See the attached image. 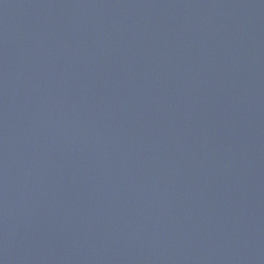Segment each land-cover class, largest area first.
Segmentation results:
<instances>
[{"label":"water","instance_id":"95a60500","mask_svg":"<svg viewBox=\"0 0 264 264\" xmlns=\"http://www.w3.org/2000/svg\"><path fill=\"white\" fill-rule=\"evenodd\" d=\"M0 264H264V0H0Z\"/></svg>","mask_w":264,"mask_h":264}]
</instances>
